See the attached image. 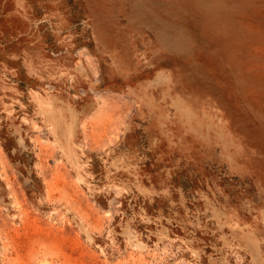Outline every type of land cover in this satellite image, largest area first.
<instances>
[{"label":"rangeland","instance_id":"obj_1","mask_svg":"<svg viewBox=\"0 0 264 264\" xmlns=\"http://www.w3.org/2000/svg\"><path fill=\"white\" fill-rule=\"evenodd\" d=\"M0 264H264V0H0Z\"/></svg>","mask_w":264,"mask_h":264}]
</instances>
